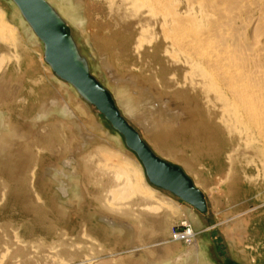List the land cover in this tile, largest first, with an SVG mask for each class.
<instances>
[{
	"label": "rangeland",
	"instance_id": "obj_1",
	"mask_svg": "<svg viewBox=\"0 0 264 264\" xmlns=\"http://www.w3.org/2000/svg\"><path fill=\"white\" fill-rule=\"evenodd\" d=\"M46 1L61 18L64 15L66 32L86 57L91 76L110 97L113 87L101 66L104 57L120 77H134L187 110L190 117L182 128L142 140L159 159L182 170L202 192L206 210L149 182L123 136L70 84L54 76L44 60L43 44L39 49L24 40L20 23L12 16L15 11L21 15L16 5L0 0L6 22L17 29L14 37L2 43L6 47L2 66L12 70L20 62L19 74L12 72L10 83L8 78L0 83V109L10 114L12 127L21 130L8 139L10 148L0 155V264H175L179 257L182 264H264L263 139L250 131L246 135L233 124L237 130H228L229 119L222 115L223 110L219 106L215 110L213 104L208 108L203 97L184 81L181 53L177 55L171 42L154 33H161L160 21L155 25L146 8L139 10L141 17L135 20L128 12H132L130 1L83 0L81 14L86 21L85 30L80 31L69 21V11H59L66 8L64 0ZM147 22L152 25L150 36L146 34L147 42L138 46ZM15 44H19L16 50L12 49ZM100 50L105 53L102 57ZM121 92L124 94L123 88ZM55 95L59 96L58 110L33 125L40 105ZM18 98L27 100L26 105L17 103ZM45 127L47 132L37 134ZM99 149L115 155L102 165H125L156 190V197L175 207L164 214L162 233H153L151 219L145 224L137 222L126 212L129 206L119 205L116 213L104 209L103 187L110 179L101 178L95 169L101 165L96 154ZM72 158L76 160L74 170L65 177L63 164ZM64 186L67 193L61 190ZM189 230L192 237L186 235ZM84 233L102 248L91 250ZM159 245L165 250L162 257ZM72 253L77 257L69 261Z\"/></svg>",
	"mask_w": 264,
	"mask_h": 264
},
{
	"label": "bare ground",
	"instance_id": "obj_2",
	"mask_svg": "<svg viewBox=\"0 0 264 264\" xmlns=\"http://www.w3.org/2000/svg\"><path fill=\"white\" fill-rule=\"evenodd\" d=\"M64 1L66 8L62 7L59 11L62 14L69 11V21L80 31H84L86 20L81 14V11L84 10V1ZM112 1L114 3L116 0ZM120 1L131 2L132 12L129 11L130 9L128 12L134 18L137 17L138 19L140 16L139 10L146 8L148 10L147 15L150 14L153 21H155V25L160 21L161 33L160 35L156 32L154 33L158 37H163L164 41L171 42L172 50L175 49L174 51L177 55H179V52L181 53L184 58L182 60L184 81L188 82L191 88L197 94H200V97H203L208 108H210L209 105L212 106L213 104L212 107L215 110L218 106L220 110H223L222 115H226L229 119L228 128L226 127L228 130L233 131L232 128H234L235 131L238 126L237 128L244 130L246 135H248L247 131L256 133V137L259 136L261 138L259 139H263L264 143V0H183L182 3L181 0ZM113 3L111 4L113 5ZM181 10L184 11L181 12ZM6 16V12L0 8V68H3L6 60V47L2 43L9 39L8 37L10 36L13 35L14 37L15 30L17 31L13 25L6 22ZM12 16L14 20H18L20 23L24 40L40 49L43 42L38 38L22 14L19 15L15 11ZM21 18L24 22H21ZM152 19L150 22H152ZM145 21L147 20L145 19ZM151 26L148 23V28L143 27L140 31L138 46L143 40L147 42V37L146 39L144 38L148 33L150 36L151 31L149 28ZM154 33L151 34L152 39H154ZM15 46L16 44L13 45V48L11 46V48L16 50L19 44L16 48ZM174 51L172 52L173 55ZM167 53L169 54V52ZM104 55L105 53L100 50V56ZM181 55L180 59H182ZM182 61L180 62L181 64ZM101 66L112 84L113 95L111 94V99L116 109L122 118L138 132L141 139L154 140L159 134L170 132L175 128H182L190 117L187 110L178 105L174 98L162 97L156 90L150 89L142 83L143 86L134 77H120L118 71L109 63L108 57L102 58ZM12 72L19 74V61L12 70L6 67L2 70L0 69V83L6 82L8 79L7 82L10 83L13 76ZM54 76H56L55 73ZM122 88L124 94L121 92ZM129 92H133L137 97L135 99L132 98ZM17 100V103L22 104V106L27 103V100L23 98H18ZM40 106L39 114L32 120L33 125L58 110L59 96H53ZM60 125L57 126L61 127L62 125ZM15 128L12 127L10 114L0 109V155L10 148L8 139H12L13 136H16V133L21 132V130L19 131V129L16 130ZM45 130L46 127L41 128L37 134L47 132ZM236 132L240 133L242 131L238 130ZM88 139L90 140L91 138L88 137ZM96 154L101 163L98 167L95 166L96 171L99 172L101 178L108 177L110 179L109 185L103 187L105 188L104 197H102L104 209L116 213L120 210L119 205L129 206L130 209H127L126 212L135 217L137 222L143 220L142 223L145 224L147 218L151 219L148 223L151 226L153 225V233H162L165 223L164 214L172 213L175 210L170 201L156 197V190L145 180L143 182V179L135 175L134 171H128L125 165L120 166L121 163L113 166L102 165L103 160L112 159L115 157L114 154L108 155L104 149H99ZM75 162V158L64 162L62 170L65 172L63 174L65 177L70 171L74 170L72 166ZM99 183L101 184V181ZM61 190L67 193L66 186ZM153 220L156 221L154 222ZM106 221L113 224L111 220ZM152 227H149V229H152ZM193 234L191 230L186 233L188 237H192ZM83 238H86L87 242L89 241L88 245L92 248L91 250H93L94 246L102 248L99 242L87 233L83 234ZM71 246L73 249L75 248L74 245ZM158 250L159 256L165 255L162 245L158 246ZM73 253H77V250ZM73 253L70 255L69 259H71L69 261L77 257V254ZM182 261L183 259L179 257L177 262H175L182 264Z\"/></svg>",
	"mask_w": 264,
	"mask_h": 264
},
{
	"label": "water",
	"instance_id": "obj_3",
	"mask_svg": "<svg viewBox=\"0 0 264 264\" xmlns=\"http://www.w3.org/2000/svg\"><path fill=\"white\" fill-rule=\"evenodd\" d=\"M24 19L44 44V60L55 75L71 84L79 96L95 106L112 127L123 136L126 147L142 163L149 182L177 196L194 208L205 211L202 192L179 168L165 163L141 139L119 114L110 95L91 76L89 64L60 14L46 0H12Z\"/></svg>",
	"mask_w": 264,
	"mask_h": 264
}]
</instances>
